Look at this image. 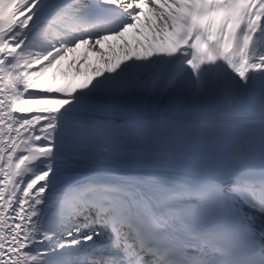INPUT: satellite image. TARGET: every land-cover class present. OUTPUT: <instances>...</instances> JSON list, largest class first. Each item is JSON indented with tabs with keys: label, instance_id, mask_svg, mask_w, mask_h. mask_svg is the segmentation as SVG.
<instances>
[{
	"label": "snow or ice",
	"instance_id": "snow-or-ice-1",
	"mask_svg": "<svg viewBox=\"0 0 264 264\" xmlns=\"http://www.w3.org/2000/svg\"><path fill=\"white\" fill-rule=\"evenodd\" d=\"M0 264H264V0H0Z\"/></svg>",
	"mask_w": 264,
	"mask_h": 264
}]
</instances>
